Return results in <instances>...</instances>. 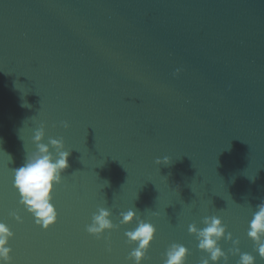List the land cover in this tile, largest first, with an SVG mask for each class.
Segmentation results:
<instances>
[{
  "label": "water",
  "instance_id": "1",
  "mask_svg": "<svg viewBox=\"0 0 264 264\" xmlns=\"http://www.w3.org/2000/svg\"><path fill=\"white\" fill-rule=\"evenodd\" d=\"M41 123L42 142L62 137L71 151L47 229L19 204L11 171ZM262 200L264 0H0V221L14 233L11 264H132L124 232L135 220L97 239L85 226L98 207L116 224L133 208L155 225L142 264H162L173 242L199 264L187 226L213 214L264 264L247 237Z\"/></svg>",
  "mask_w": 264,
  "mask_h": 264
},
{
  "label": "clouds",
  "instance_id": "2",
  "mask_svg": "<svg viewBox=\"0 0 264 264\" xmlns=\"http://www.w3.org/2000/svg\"><path fill=\"white\" fill-rule=\"evenodd\" d=\"M179 71L180 69H176L174 75ZM61 124L65 128L68 127L66 121H62ZM44 135V124L41 123L31 137L34 148L27 151L21 166L11 171L12 187L17 192L19 204L32 216L36 225L47 229L57 219L55 205L51 202L52 192L55 185L61 183L62 172L69 167L68 157L71 151L65 149L62 137H49L47 143H44L42 142ZM169 159L168 156H164L162 160L158 157L155 162L167 164ZM9 160H11L10 155ZM152 214L158 215L156 212ZM10 215L16 221L22 222L17 212L13 211ZM111 215L109 208L98 207L91 215V223L85 226L86 232L100 239L106 230L118 228L135 220V227L124 232L126 243L135 244L128 253L127 259L132 264H142L148 258L147 250L154 239L155 225L138 216L133 208L119 213V224L113 223ZM200 222L202 227H198L195 222L187 226L188 233L194 235L198 241L196 248L205 253L199 260V264H228L229 253L238 255L236 264H256L257 256L240 250L239 238H233V234L227 231V225L223 223L219 215L203 216ZM13 235L10 227L0 221V264H11L12 249L9 246V240ZM247 237L253 242L254 252L260 259H264V200L256 205L248 221ZM222 239L231 242L232 247L227 252L219 243ZM188 253L189 249L184 244L173 242L163 253L162 264H185Z\"/></svg>",
  "mask_w": 264,
  "mask_h": 264
}]
</instances>
